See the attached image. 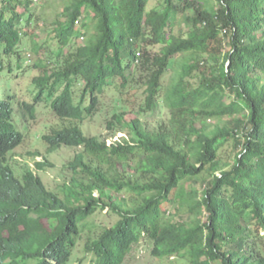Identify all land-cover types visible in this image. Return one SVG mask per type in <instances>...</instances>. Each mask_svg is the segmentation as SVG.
<instances>
[{
	"label": "trees",
	"instance_id": "obj_1",
	"mask_svg": "<svg viewBox=\"0 0 264 264\" xmlns=\"http://www.w3.org/2000/svg\"><path fill=\"white\" fill-rule=\"evenodd\" d=\"M37 1L0 0V264H71L83 234L91 264H123L141 241L157 259L264 264V0H216V8L162 0L150 9V0H63L50 61L36 42ZM179 16L187 30L176 35ZM27 45L32 68L42 70L32 102L13 87ZM137 77L134 117L125 120L124 105L117 124L108 122L112 139L124 136L111 144L87 136L79 123L97 113L105 89L117 82L124 91ZM159 101L170 117L151 127L143 117ZM43 102L69 122L42 138L47 152L78 149L58 192L36 173L46 161L20 177L8 163L25 139L18 113L35 120ZM223 117L233 125L209 129L208 119ZM229 141L240 150L221 165ZM199 178V188L185 190ZM104 211L117 220L91 237L90 219Z\"/></svg>",
	"mask_w": 264,
	"mask_h": 264
},
{
	"label": "rangeland",
	"instance_id": "obj_2",
	"mask_svg": "<svg viewBox=\"0 0 264 264\" xmlns=\"http://www.w3.org/2000/svg\"><path fill=\"white\" fill-rule=\"evenodd\" d=\"M162 0H150L148 8H153L160 5ZM205 6L208 8H216V0H202ZM64 7L63 0H38L33 9L35 10L34 25L35 34L37 36L36 42L43 47L41 57L46 61L55 60L56 57L53 51L56 50L54 43L48 42L51 40V32L54 28V22L61 17L62 9ZM183 17L179 16L175 25L170 29L174 34H180L187 30L186 25L182 21ZM81 24L77 25L80 28ZM47 41V42H46ZM81 40H77L78 44H81ZM50 46V48H49ZM24 55L27 56L23 64V73L18 72L17 77L13 79V87L18 90V98L20 101L32 102L34 96V88L31 84L32 78L41 74V69H34L32 65L37 62V57L30 50V45L26 46ZM30 55V57L28 56ZM179 57V56H178ZM177 57V58H178ZM174 75L173 69L167 71L163 82L168 84L170 78ZM195 84L198 80L192 79ZM2 83H0L1 85ZM82 84L75 86L74 90L79 97ZM141 79L136 78L129 88L126 90H120L118 83L116 82L113 86H109L105 89L104 93L100 97L97 113L90 119L79 123V126L87 136H97L101 139H106L108 144L124 136V132L117 133L113 139L111 138L112 131L108 129V122L117 124L113 119L114 113H119V109L122 106H126L124 113L125 120H129L134 117V113L137 110V105L141 100ZM2 91L0 90V97ZM231 100L229 97L226 101ZM19 112V111H18ZM169 111L165 108L160 101L156 103L153 111L147 113L143 117V121L151 127H157L160 124L169 120ZM22 115L18 113L17 124L22 130L25 139L21 146L15 149L8 156V163L12 167L16 176L20 177L24 170L27 168L35 169L34 162L46 161L48 166L42 171L36 172L45 186L54 192H58L59 187L65 182L70 180V173L64 169V166L73 158L78 152V149L63 147L53 153L47 152V146L43 142V137L48 134L52 129L61 128L69 125V122L62 121L56 118L48 103H39L36 107V119L35 120H24ZM22 121V122H21ZM209 129L212 130L216 126H227L233 125L232 119L227 117L223 118H211L207 120ZM119 126V125H117ZM199 127V125H197ZM240 147L237 146L236 142L229 141L223 145L219 151V161L221 165L231 164L234 161L236 153H238ZM201 186V178L193 182H189L185 185V190H195ZM172 214H176V219L180 216L176 211L171 210ZM117 218L111 213L98 212L94 217L90 219L91 233H88L91 237L96 235L100 230L111 227ZM88 235L83 234L79 240L76 248L73 251L71 258V264H91V256L84 253V243L88 239ZM92 264H95L92 262ZM123 264H189L186 259L182 258H163L157 259L150 255L148 244L145 241H141L140 244L126 257Z\"/></svg>",
	"mask_w": 264,
	"mask_h": 264
}]
</instances>
